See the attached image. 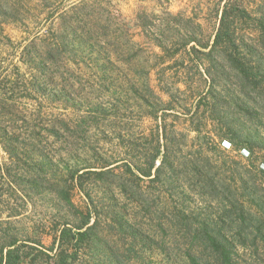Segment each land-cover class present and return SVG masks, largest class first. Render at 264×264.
Returning <instances> with one entry per match:
<instances>
[{"label":"trees","instance_id":"16d2710c","mask_svg":"<svg viewBox=\"0 0 264 264\" xmlns=\"http://www.w3.org/2000/svg\"><path fill=\"white\" fill-rule=\"evenodd\" d=\"M69 13L61 16L64 22L49 35L52 47L48 52L65 60L64 70L57 72L64 78L58 90L63 96L52 101L58 104L63 114L52 118L44 133L33 125L40 120L41 112L34 113L26 102L20 101L46 99L43 85L49 82L52 74L46 58L36 46L39 38L19 53L28 73L14 64L4 75L7 82L4 79L0 81V145L8 156V162L0 165V227L4 229L0 232V264H35L39 260L42 264H261L252 258L259 254V250L264 251V170L261 169L264 165V140L258 134L245 133L242 128L231 129L224 117L214 116L217 114L214 112L216 106L220 105L211 95L214 82L195 104L197 111L190 119L195 121L198 110L205 104L211 112L205 119L206 125L225 128L224 131L221 128L222 131H215L219 142L213 150L221 158L226 157V152L230 151L220 145L228 141L237 154L241 149L249 152L251 157L248 159L239 154V160L231 159L230 166H235L231 174H227L228 167L224 163L223 169L213 171L209 159L184 161L179 157L178 152L182 151L177 145L180 142L175 141L168 129L165 110L161 115H149L155 125L149 134L150 147L137 151V154L133 151L131 161L118 156L112 161L92 165L82 158L83 154L86 157L91 153V148L87 144L82 154L75 142L79 137L86 140L92 121L110 117L87 99L88 109L82 112L78 109L81 102L74 96L77 82L72 78L71 67L76 68L72 63L78 58H89L91 66L88 70L97 72L105 82L111 80V75L110 69L100 63L105 61L102 56L105 52L98 51L94 55V49L90 48L93 39L90 33L94 27H90L88 21L84 24L86 21L68 17ZM85 28H89L88 32ZM196 42L195 38L188 37L183 42L174 43V56L181 49L189 55H202L199 60L203 64L222 62L228 66L241 85L245 97L243 104L252 122V112H259L258 104L264 108V9L260 6L255 9L245 0H222L219 25L212 43L201 45ZM159 47L164 53L170 50L162 43ZM86 50L89 53L85 54ZM84 54L87 57L82 56ZM1 70L2 67L0 76ZM67 73L71 77H67ZM18 81L23 84V89L20 88L23 99H17ZM165 93L170 97L167 105L171 108L172 93L170 89ZM151 95L161 100L153 92ZM146 102H150L149 99ZM19 105L27 111V116L19 117L12 111ZM112 116L119 119L117 115ZM17 122L20 129L14 127ZM194 131L196 136L192 141L204 138L200 126ZM118 138L123 137L118 133ZM50 140L61 148L53 151L48 144ZM131 147L136 148V144H131ZM256 153L262 156L261 161ZM119 162L127 168L126 172L118 171L120 165L112 167ZM168 171L175 174L181 184L188 183L189 174H193L191 182L195 179L198 197H209L218 207V216L205 218L202 213L179 209V204L181 208L185 204L184 198L177 202L176 199L161 197V204L168 203L169 210L163 206L158 211L149 205L154 197L133 190L144 180L164 186ZM128 173L126 179L124 175ZM246 174L251 175L248 177ZM96 184L109 196L107 205L94 202L92 185ZM75 190L84 197L83 208L74 201ZM36 195L53 196L70 214L51 224L46 235L52 237V242L47 249L38 238L21 237L4 228L13 222L18 223ZM117 195L126 199L124 207L118 206ZM130 204L135 209L132 214L126 209ZM105 209L113 216L108 221L102 218ZM112 237L121 239L125 249L116 247L117 244L111 245ZM241 252L252 260L244 263ZM147 255L152 261L147 260Z\"/></svg>","mask_w":264,"mask_h":264},{"label":"rangeland","instance_id":"374dc122","mask_svg":"<svg viewBox=\"0 0 264 264\" xmlns=\"http://www.w3.org/2000/svg\"><path fill=\"white\" fill-rule=\"evenodd\" d=\"M245 1L255 9L257 6L264 9V0ZM221 2L222 0H0V67L3 71L0 81L6 80L4 75L9 73L14 64L28 73L27 67L20 61L19 53L27 44L39 38L36 40V46L46 58V65L52 74L49 82L43 85L46 99L36 102L31 98L30 101H25L20 92L23 89L20 81H18L19 89L16 88V94L17 99H23L20 101L26 102L34 113L41 112L39 123L34 122L33 125L44 133L50 120L63 114L58 104L52 101H57L63 96L58 90L64 78L57 72L64 70L65 60L62 56L48 52L52 47L49 35L64 22L61 16L70 12L68 17L86 21L84 24L88 21L89 26L94 27L92 34L90 33L93 38L90 48L94 49V55L98 51L108 53L102 54L105 61L100 63L110 69L111 75V80L105 82V79H101L97 72L88 70V66H91L89 58L86 60L78 58L72 63V66L73 64L76 66V68L71 67L72 78L77 82L75 86L77 93L74 96L81 102L78 109L81 112L88 109L87 99L92 101L94 107L102 108L104 115L110 117L108 120L92 121L86 140L79 137L75 142L76 148L81 153L87 144L91 148V153H88L86 157H83L82 153V158L92 165H98L105 160L112 161L118 156L125 161H131L133 151L137 154V151L150 147L149 134L155 125L151 118H148L149 115L157 113L161 115L162 110H165L168 114V129L175 141L180 142L177 145L181 149L179 151H182L178 152L179 157H182L184 161L196 159L203 162L209 159L213 171L223 169L224 163L228 167L227 174H231V170L235 168L234 165L230 166V161H233L231 159L236 161L240 157L235 151H230L226 152V157L221 158L214 151L219 142L216 132H219L222 127L206 125L205 119L211 112L205 104L198 110L195 121H192L190 117L197 111L195 104L214 82L211 95L220 104L216 106L214 112L217 114L214 116L224 117L231 129L242 128L245 133L258 134L262 140H264V108L260 107V103L258 104L259 112L256 114L252 112L251 122L248 118L251 115L247 113L243 104L244 92L241 91L240 83L228 66L222 62L212 65L208 62L203 64L199 60L202 55H189L181 49L174 56L176 49L172 47L174 43L183 42L188 37L195 38L196 43L201 45L211 44L219 25ZM88 29L85 28V32H88ZM160 43L170 50L164 53L159 47ZM87 50L85 54L89 53ZM85 54L82 56L87 57ZM166 89H170L172 93L171 108L167 105L170 97L165 93ZM151 92L161 100L156 99L155 96L152 97ZM148 99L150 102H146ZM22 108L19 105L12 111L19 117L27 116V111ZM168 108L170 110H167ZM111 115H117L119 119ZM14 125L19 128L20 123L17 122ZM198 126L202 128L204 138L192 141L196 136L194 129ZM222 130L224 131L225 128ZM118 133L123 138H118ZM48 144H51L53 151L61 148L54 140H50ZM131 144H136V148H132ZM220 147L224 149L222 143ZM256 156L260 158V161L262 160V156L258 153ZM7 162L8 156L0 145V165L3 166ZM157 164H160L159 160ZM117 165L122 167L118 170L119 172H126L127 168L123 167L122 162L112 167H118ZM174 175L167 172L164 186L144 180L140 182L139 187L135 185L136 188L133 190L157 198V200L153 198L152 204L150 202L149 205L155 210L158 208V211L163 209V206L169 210L168 203L162 205L159 198L169 197L176 199L177 202L184 198L185 204L183 208L179 204V209L188 213H202L205 218L218 216V207L209 197H198L197 188L194 186L195 179L191 182L193 174H189V181L185 184L178 182ZM246 175L249 177L251 174ZM128 176L129 173L124 175L126 179ZM92 186L94 202L98 205H107L109 196L106 192L99 184ZM117 198L118 206L124 207L126 204L124 196L117 195ZM83 200V195L75 190L76 205L83 208L85 206ZM126 209L130 214L135 212L131 204ZM107 211L105 209L102 213L105 221L113 217L107 214ZM23 212V217H20L18 223L13 222L4 228L7 227L10 233L16 232L21 237L38 238L45 245V249L52 242V237L46 235L51 224L64 215L66 217L70 215L68 210L51 195L34 196L29 208ZM143 225L145 229L148 228L145 222ZM2 230L4 229L0 227V232ZM110 241L111 245L117 244L116 247L125 249V244L118 237H112ZM36 247L43 249L41 246L36 245ZM244 254L242 253L241 258ZM146 258L152 261L148 255ZM252 259H257L264 264V251L259 250V254ZM252 259L248 255L242 258L244 263ZM35 264H42V262L39 260Z\"/></svg>","mask_w":264,"mask_h":264},{"label":"built area","instance_id":"2783aa9c","mask_svg":"<svg viewBox=\"0 0 264 264\" xmlns=\"http://www.w3.org/2000/svg\"><path fill=\"white\" fill-rule=\"evenodd\" d=\"M222 146L226 151H233L232 145L228 141H223ZM238 154L243 159H248L250 156L249 152L246 149L239 150ZM261 168L264 170V165H262Z\"/></svg>","mask_w":264,"mask_h":264}]
</instances>
